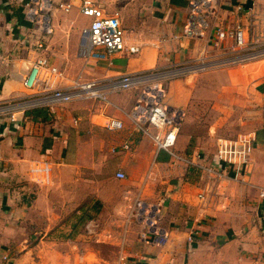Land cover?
I'll list each match as a JSON object with an SVG mask.
<instances>
[{"label":"crops","instance_id":"obj_1","mask_svg":"<svg viewBox=\"0 0 264 264\" xmlns=\"http://www.w3.org/2000/svg\"><path fill=\"white\" fill-rule=\"evenodd\" d=\"M29 1L0 0V108L38 96L23 83L42 58L61 75L43 72L39 89H65L76 80H108L215 58L212 41L217 29L241 25L251 40L264 36V0H214L207 29L192 36L186 34L192 0H90L106 16L118 14L127 44L141 47L134 55L123 51L97 61L80 55L83 30L91 23L80 13L85 0H54L52 32L47 36L34 33ZM63 3L71 9H61ZM241 69L244 82L263 103L264 60ZM200 73L171 82L166 96L168 106L185 112L175 152L195 165L157 152L148 137L134 130L127 113L138 91L110 94V104L86 100L47 107L46 120L16 112L13 123L10 116L0 115V262L11 255L9 245L19 241L26 264H52L56 253L63 254L56 252L59 248H68V264H75L77 245L85 250L80 260L84 264L90 257L100 264H123L122 258L127 264H264V203L257 193L264 187V137L253 151L250 178L218 181L201 172L198 166L218 165L217 142L224 137L219 136L223 123L208 119L199 125L191 110L195 88L189 81ZM111 118L122 121L124 128L107 130ZM128 142L131 151L123 149ZM43 162L51 166L47 184L36 183L31 175ZM119 172L126 179H118ZM137 198L149 206L162 204L155 229L149 215L140 219ZM97 203L98 213L93 208ZM75 212L95 216L87 227L97 236L95 242L80 243L75 235L65 242L54 239L75 232L69 218ZM98 217L105 225L99 226ZM34 233L40 242L31 250L28 237ZM100 247L117 250V259L103 258Z\"/></svg>","mask_w":264,"mask_h":264},{"label":"built area","instance_id":"obj_2","mask_svg":"<svg viewBox=\"0 0 264 264\" xmlns=\"http://www.w3.org/2000/svg\"><path fill=\"white\" fill-rule=\"evenodd\" d=\"M214 0H192L191 22L186 30L188 36L205 31L206 18L213 14ZM29 16L35 34L47 36L52 32L51 16L54 10V0H30ZM61 9L69 11L70 4H60ZM80 13L91 20L90 26L83 30L84 43L80 46V55L85 59L97 61L108 60L113 53L127 51L134 55L140 52V46L128 45L126 30L118 14L106 16L103 10L90 0L83 1ZM212 41V51L218 55L215 58H202L198 62L170 69H154L133 74H125L108 80L73 81L69 88L50 89L43 83L41 74L50 76L61 75L57 68L49 65L45 58L39 59L24 78V86L35 91L36 98L23 102H13L0 108V115L10 116L13 123L17 122L16 112H26L35 108H47L55 105H67L75 101L94 100L110 104L109 95L119 92L138 91L139 97L133 109L127 113L134 130L148 137L156 151H165L177 162L195 165L179 157L176 152L178 135L185 119V112L166 104L168 86L174 80L194 73H200L216 67L244 66L249 63L264 60V36L251 40L247 29L241 25L230 30L217 29ZM228 42V43H226ZM44 48L43 42L38 44ZM219 54H223L220 58ZM262 122L259 132L238 135L236 138H219L217 142V166H198L197 168L213 180H238L250 178L253 171L252 154L259 137H264V105L262 106ZM106 128L109 131L122 130V121L111 118ZM131 151L132 144L123 146ZM51 166L48 162L37 164L32 170L33 180L39 184H47L50 179ZM120 180L126 179L122 172L117 173ZM245 182V180H240ZM258 199L264 203V187H258ZM135 209L141 220L147 215L154 219L150 224L155 229L156 222L162 219L159 210L162 204L149 206L137 198ZM150 223V222H149ZM154 227V228H153ZM160 233V232H159ZM159 233L157 237H162ZM166 236V234H163ZM7 259V257H5ZM122 262L125 259H121Z\"/></svg>","mask_w":264,"mask_h":264},{"label":"rangeland","instance_id":"obj_3","mask_svg":"<svg viewBox=\"0 0 264 264\" xmlns=\"http://www.w3.org/2000/svg\"><path fill=\"white\" fill-rule=\"evenodd\" d=\"M241 67L242 66L212 68L193 76V79L189 81V84L195 88L191 100V102H193L191 110H194L193 113L197 114V122L200 125L205 124L206 120L212 119V124L223 123V125L219 127L221 129L219 136L224 138H236L241 134L259 132L261 128L259 119L262 113L261 106L264 102L261 103L262 101L259 100L257 92L255 90L251 91L248 84L244 82V72ZM184 77H182L181 80ZM166 98L168 101L169 98ZM254 203H256V201H254ZM69 218L70 222L72 221L76 225V227H74L75 229L73 228L75 232L70 234L60 233L56 236L57 238L54 239L65 242L68 241V235H70V237L75 235V240L80 243L84 241L95 242V237L97 236H95L93 232L89 233L87 228L92 224L91 220L79 222V215L76 212ZM103 220L104 219L98 217L95 221H100L101 225L99 226H103L105 225ZM94 229L100 231L101 227L94 226ZM88 234L92 235V238H89ZM32 236L33 237H30L29 235L28 237L31 250L40 242L35 233L32 234ZM77 246L78 247L75 249V264H84L80 260L85 250L82 249L80 245ZM67 249L68 248H59L56 252L63 253L62 255L63 257L65 256L66 259H64L62 255L58 257L56 253L54 256L56 259L52 261V264H68ZM97 251L103 258L111 262L113 259H117V250L115 249L100 247ZM7 252L11 255H8L7 259H5L4 256L0 264H26L27 258L23 256L25 254V249L21 250L19 241L12 242ZM35 255L36 253L33 254V256ZM87 261L90 262L88 264H100L95 261L93 257H90ZM119 261L120 260H118V262ZM125 263L126 261L123 262V264Z\"/></svg>","mask_w":264,"mask_h":264},{"label":"trees","instance_id":"obj_4","mask_svg":"<svg viewBox=\"0 0 264 264\" xmlns=\"http://www.w3.org/2000/svg\"><path fill=\"white\" fill-rule=\"evenodd\" d=\"M25 116L29 117V116H33V118H36V117H44V120L47 119V112H46V109L45 108H35V109H31V110H28L25 112ZM190 152V150H189ZM190 154V153H189ZM99 206L100 204L97 203L95 204V206H93V208L95 209L96 213H98L99 211ZM95 218V216H91V215H88V214H85V215H81L79 217V222H83V221H88V220H93Z\"/></svg>","mask_w":264,"mask_h":264}]
</instances>
